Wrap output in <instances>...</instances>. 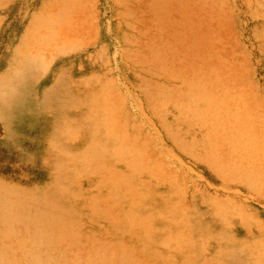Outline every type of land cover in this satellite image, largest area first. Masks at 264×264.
I'll list each match as a JSON object with an SVG mask.
<instances>
[{
    "label": "rangeland",
    "instance_id": "1",
    "mask_svg": "<svg viewBox=\"0 0 264 264\" xmlns=\"http://www.w3.org/2000/svg\"><path fill=\"white\" fill-rule=\"evenodd\" d=\"M0 264H264V0H0Z\"/></svg>",
    "mask_w": 264,
    "mask_h": 264
}]
</instances>
